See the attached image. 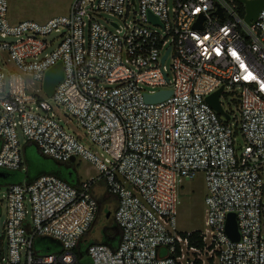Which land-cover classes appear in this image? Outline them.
Here are the masks:
<instances>
[{
	"label": "built area",
	"instance_id": "2783aa9c",
	"mask_svg": "<svg viewBox=\"0 0 264 264\" xmlns=\"http://www.w3.org/2000/svg\"><path fill=\"white\" fill-rule=\"evenodd\" d=\"M8 10L0 0V168L23 167L20 134L56 160L94 163L117 197L120 234L80 252L100 209L97 179L44 174L7 187L0 264H264V6L252 23L240 0H73L67 14L15 24ZM59 61L64 77L48 95ZM220 88L229 118L207 101ZM61 109L98 150L61 124ZM198 171L207 228L194 238L176 226L178 183ZM40 236L62 249L37 251Z\"/></svg>",
	"mask_w": 264,
	"mask_h": 264
},
{
	"label": "rangeland",
	"instance_id": "374dc122",
	"mask_svg": "<svg viewBox=\"0 0 264 264\" xmlns=\"http://www.w3.org/2000/svg\"><path fill=\"white\" fill-rule=\"evenodd\" d=\"M73 0H9L8 19L15 24L22 20H35L44 22L52 17L67 14L70 10ZM103 18H113L109 13H102ZM9 54L4 55L7 61V68L11 66ZM169 59L167 64L170 65ZM34 87H38L37 84ZM223 105L227 109L235 110L234 102L230 97L223 98ZM59 118L61 124L67 129H72L77 135L82 137V142L91 146L93 150H98V147L92 144L85 134L84 129L77 127L74 118L63 109L60 110ZM22 143L23 167L16 170L14 177L11 180L26 182L27 175L34 177L42 173H51L58 170L60 173L68 177L79 178L80 180L86 178L97 179L92 190L98 196H109V191L106 188V183L103 178H99L100 174L96 165L81 157H77L74 161H60L52 157L46 156L38 148L34 142L25 141L23 135H19ZM2 169V168H1ZM0 169V170H1ZM4 170V169H3ZM14 171V170H13ZM10 180V181H11ZM9 181V182H10ZM8 182L0 183V231L3 230L4 220L6 218L5 195L8 187ZM179 197L177 204V219L176 226L181 231L204 230L207 228L205 223V196L207 194V185L205 180V173L198 171L193 177H183L178 183ZM110 201L104 200L101 205L99 219L94 222L90 231L86 234L89 240L92 238H100L103 229L106 225L105 214L109 209ZM39 239V238H38ZM36 239L35 248L41 252H45L47 244L51 246V251L56 252L62 249L60 243H54L49 238ZM88 242L84 243V246Z\"/></svg>",
	"mask_w": 264,
	"mask_h": 264
},
{
	"label": "water",
	"instance_id": "95a60500",
	"mask_svg": "<svg viewBox=\"0 0 264 264\" xmlns=\"http://www.w3.org/2000/svg\"><path fill=\"white\" fill-rule=\"evenodd\" d=\"M245 3L246 5V20L249 23H252L254 20H256L260 10L264 6V0H240ZM149 17L151 20L155 22H160L158 17L154 16L152 13H149ZM167 53L164 56V59L166 58ZM64 77V66L61 61L53 65L47 72H46V77H45V82H44V89L45 92L48 95L53 94L55 90L56 84L61 81ZM223 88H220L217 90L215 93L209 95L207 97V101L221 114H224L227 118H229V115L226 114L219 102V95L221 93ZM172 93V90H160L154 94H146L145 98L149 102H157V101H162L165 98L169 97ZM75 158L72 157L71 161H74ZM112 211L108 210L107 211V217L111 215ZM226 230L227 233L230 235V237L234 240L239 239V232H238V225L236 221V217L234 213H230L227 219V224H226Z\"/></svg>",
	"mask_w": 264,
	"mask_h": 264
},
{
	"label": "trees",
	"instance_id": "16d2710c",
	"mask_svg": "<svg viewBox=\"0 0 264 264\" xmlns=\"http://www.w3.org/2000/svg\"><path fill=\"white\" fill-rule=\"evenodd\" d=\"M1 145H2V141L0 139V149H1ZM1 169V168H0ZM16 170H3L1 169L0 170V183L2 182H8L7 184H13V183H22L21 181H17V180H11V177H14L16 172ZM44 174H53V175H56L58 177H60L61 179L69 182L70 184L72 185H78L80 179L79 178H73V177H68L66 175H64L63 173H60L58 170L56 171H52L51 173H42V174H39V175H36L34 177H31L29 175H27V179L26 181L27 182H30L34 179H36L37 177L41 176V175H44ZM11 180V181H10ZM10 181V182H9ZM93 191V190H92ZM94 193V191H93ZM95 197L98 199L99 201V205H100V209H99V213H100V210H101V205H102V202L105 200H108L110 201V205H109V209L108 210H111L112 213L109 217H107V215L105 214V217H107L106 219V225L103 229V232H102V236L100 238H92L91 240H89L88 236L85 235V237L81 240L80 244H79V250L80 252H83V250L88 246V244L90 243H106V244H109L111 246H115L117 241H118V238H119V234H120V229L118 227V225L116 224L115 220H114V210L117 206V197L112 195L111 193H109V196L108 197H105L104 195L103 196H98L94 193ZM99 213H98V216L96 218L95 221H97V219H99ZM88 233V232H87ZM86 233V234H87ZM192 234H194V238L198 237V235L200 234V230H194L192 232ZM45 239V238H49L52 242L54 243H60L58 240L56 239H53L51 237H46V236H40V237H37L36 239ZM35 239V240H36ZM38 239V240H39ZM85 242H88L86 246H84V243ZM2 245H3V242H2V239L0 238V254L2 252ZM37 250V249H36ZM46 250L45 252H41L39 250V252L41 253H52L51 251V246L49 244H47L46 246ZM81 262H85L86 260L84 259H81L80 260Z\"/></svg>",
	"mask_w": 264,
	"mask_h": 264
}]
</instances>
